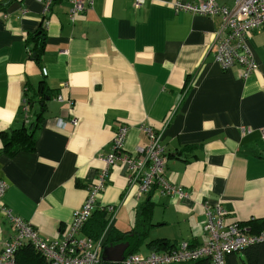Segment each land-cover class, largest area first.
<instances>
[{
    "label": "crops",
    "instance_id": "crops-1",
    "mask_svg": "<svg viewBox=\"0 0 264 264\" xmlns=\"http://www.w3.org/2000/svg\"><path fill=\"white\" fill-rule=\"evenodd\" d=\"M0 1L7 2L0 12L3 203L41 237L66 235L122 125L128 154L149 143L142 126L160 134L167 179L189 194L180 199L153 190L137 198L128 193L126 168L118 162L109 169L98 204L118 206L110 230H130L138 210L149 209L136 253L205 243L206 203L220 202L227 222L247 232L264 221V31L247 35L255 69L244 80L241 66L223 69L214 61L220 17L175 12L176 2L194 0H95L73 21L69 1L55 0L47 25L38 0ZM39 30L45 37L37 64L28 41ZM25 99L32 103L28 118ZM99 218L106 216L97 209L78 237L97 238ZM11 234L0 210V252Z\"/></svg>",
    "mask_w": 264,
    "mask_h": 264
},
{
    "label": "built area",
    "instance_id": "built-area-1",
    "mask_svg": "<svg viewBox=\"0 0 264 264\" xmlns=\"http://www.w3.org/2000/svg\"><path fill=\"white\" fill-rule=\"evenodd\" d=\"M38 1L42 5V19L46 24L55 0ZM68 1V18L73 21L77 14L91 9L95 0ZM132 1L140 5L147 0ZM174 9L177 13L189 12L205 17H220L222 26L215 41L214 61L223 69L241 66L243 79L249 77L255 69V63L247 46V35L254 29L264 31V0H234L233 7L220 5L217 0H194L186 3L176 2ZM43 75H46L45 71ZM61 100L60 96L56 98V101ZM21 109L28 118L29 107L26 100H23ZM76 124L77 119L74 118L71 125ZM56 126L64 128L65 123L57 120ZM141 130L147 135L149 143L143 148H138L134 154L124 152L128 127L122 125L115 130L111 152L101 158L104 168L100 172L98 183L87 189L85 201L73 212L69 229L61 239L41 237L35 227L4 206L7 184L0 180V210L12 229L10 239L3 243L0 264H17L16 254L23 246L33 247L46 264H101V254L107 246L106 239L118 206H99L98 198L106 185L109 169L118 162L126 168L128 193L134 191L137 198L153 190L171 198H188L189 194L183 187L172 184L167 179V157L160 144V134L147 126H142ZM261 134L264 137V130ZM97 209L105 214L106 227L97 238H79V233ZM203 209V232L207 239L205 243L199 246L180 243L168 250L125 254L121 262L110 264H184L205 258L212 264H225L228 254L238 252L250 243L264 241V232L257 236L251 235L242 225L227 222L226 212L220 202L212 205L206 203Z\"/></svg>",
    "mask_w": 264,
    "mask_h": 264
},
{
    "label": "trees",
    "instance_id": "trees-1",
    "mask_svg": "<svg viewBox=\"0 0 264 264\" xmlns=\"http://www.w3.org/2000/svg\"><path fill=\"white\" fill-rule=\"evenodd\" d=\"M7 6V2L0 1V12L5 11V7ZM44 32L43 30L37 31L35 34L29 37V45L31 46L28 51L29 59H32L37 64L40 63L41 54L44 46ZM42 95H44L42 93ZM30 98V97H29ZM32 99V98H30ZM30 99H25L26 103L30 109L31 101ZM41 117V115L39 116ZM30 127V126H29ZM16 136V134L14 135ZM11 139H6L5 143H8ZM107 219L99 218L96 222L95 232H102L106 227ZM253 223V222H252ZM150 225L149 218V209L146 206L141 207L138 210L136 215V219L134 222V226L125 232L114 233L113 229L110 230V234L108 235L107 245H117L121 243H128L129 247L126 250V255L131 253H136L138 246H141L145 243L147 230ZM249 234L251 235H259L264 232V221H260L256 225L253 224L249 228ZM113 231V232H112ZM153 243L148 242L147 245L151 246ZM154 245V244H153ZM156 246V244H155ZM163 246V244L161 245ZM163 249L155 248L154 250L163 251L168 250L174 247V245L165 244ZM17 264H46L39 255V253L33 249L31 246H23L18 253L16 254ZM110 264V263H106ZM184 264H212L211 261L207 258L201 259L195 262H188ZM225 264H264V241L250 243L245 245L238 252H233L227 255L225 259Z\"/></svg>",
    "mask_w": 264,
    "mask_h": 264
},
{
    "label": "water",
    "instance_id": "water-1",
    "mask_svg": "<svg viewBox=\"0 0 264 264\" xmlns=\"http://www.w3.org/2000/svg\"><path fill=\"white\" fill-rule=\"evenodd\" d=\"M129 244L121 243L117 245H107L104 247L101 254V261L103 263H119L122 261Z\"/></svg>",
    "mask_w": 264,
    "mask_h": 264
},
{
    "label": "rangeland",
    "instance_id": "rangeland-1",
    "mask_svg": "<svg viewBox=\"0 0 264 264\" xmlns=\"http://www.w3.org/2000/svg\"><path fill=\"white\" fill-rule=\"evenodd\" d=\"M101 264H105V263H101Z\"/></svg>",
    "mask_w": 264,
    "mask_h": 264
}]
</instances>
